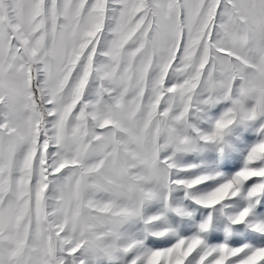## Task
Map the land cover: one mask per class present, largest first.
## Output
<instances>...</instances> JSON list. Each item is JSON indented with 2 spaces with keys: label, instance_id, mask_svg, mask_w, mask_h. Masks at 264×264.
Segmentation results:
<instances>
[{
  "label": "snow or ice",
  "instance_id": "snow-or-ice-1",
  "mask_svg": "<svg viewBox=\"0 0 264 264\" xmlns=\"http://www.w3.org/2000/svg\"><path fill=\"white\" fill-rule=\"evenodd\" d=\"M0 264H264V0H0Z\"/></svg>",
  "mask_w": 264,
  "mask_h": 264
}]
</instances>
